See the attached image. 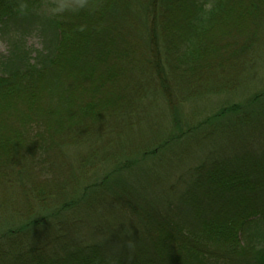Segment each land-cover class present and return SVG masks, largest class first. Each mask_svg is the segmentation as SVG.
Segmentation results:
<instances>
[{"label": "trees", "instance_id": "1", "mask_svg": "<svg viewBox=\"0 0 264 264\" xmlns=\"http://www.w3.org/2000/svg\"><path fill=\"white\" fill-rule=\"evenodd\" d=\"M0 40V264H264V0H0Z\"/></svg>", "mask_w": 264, "mask_h": 264}, {"label": "rangeland", "instance_id": "2", "mask_svg": "<svg viewBox=\"0 0 264 264\" xmlns=\"http://www.w3.org/2000/svg\"><path fill=\"white\" fill-rule=\"evenodd\" d=\"M36 41L32 40V43L34 44ZM5 45L4 43L0 40V54H3L5 52ZM264 70H262L260 73H262ZM261 75V78L257 79L253 84L256 85L258 89H262L264 87V72ZM255 88V89H257ZM226 102V97H212L206 101V104L209 108L213 109L217 105H221L222 103Z\"/></svg>", "mask_w": 264, "mask_h": 264}]
</instances>
